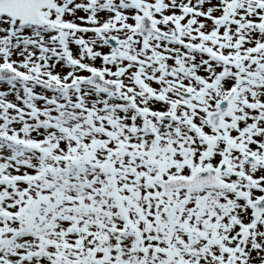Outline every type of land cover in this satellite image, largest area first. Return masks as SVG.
Wrapping results in <instances>:
<instances>
[{
    "label": "snow or ice",
    "instance_id": "snow-or-ice-1",
    "mask_svg": "<svg viewBox=\"0 0 264 264\" xmlns=\"http://www.w3.org/2000/svg\"><path fill=\"white\" fill-rule=\"evenodd\" d=\"M0 264H264V0H0Z\"/></svg>",
    "mask_w": 264,
    "mask_h": 264
}]
</instances>
